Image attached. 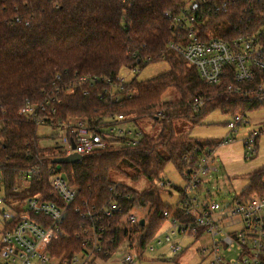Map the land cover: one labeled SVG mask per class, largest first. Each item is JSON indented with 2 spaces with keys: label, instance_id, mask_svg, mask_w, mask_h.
<instances>
[{
  "label": "trees",
  "instance_id": "16d2710c",
  "mask_svg": "<svg viewBox=\"0 0 264 264\" xmlns=\"http://www.w3.org/2000/svg\"><path fill=\"white\" fill-rule=\"evenodd\" d=\"M200 1L208 6L234 1L226 12L219 15L209 12L196 24L203 41L210 40L206 30L214 21L229 27L227 36L234 35L233 29L242 26L238 24L240 13L250 8L255 10L243 0H133L131 5L122 0H0V161L8 190H12L20 169L35 166L39 161L43 162L45 171L50 166L58 169L53 162L56 158L47 156L53 147L40 143L38 126L19 115L25 102L43 99V91L56 75L67 72L114 80L124 68L142 71L156 62H166L170 68L150 80L139 81L135 77L123 91L130 97H122L119 102L111 100L104 85L89 90L88 95L77 89L62 97L59 112L62 121L119 115L126 120L149 118L160 126V133L153 137L143 131L136 145L128 146L121 141L77 163L61 165L58 172L71 186L80 189V195L67 211L62 226L65 235L49 233L52 256H71L81 251L82 243L75 234L84 221L75 208L83 201L96 207L108 203L113 186L122 195L117 202L123 212L106 221L103 246L111 254L125 243L130 251H143L161 232L165 212L185 218L180 204L171 207L162 201L166 189L160 184L166 167L173 164L180 173L195 170L205 150L219 145L216 141L195 139L190 134L178 136L174 122L186 119L194 126L201 125L217 108L235 115L252 106L248 98L205 84L198 70L173 48L179 42L165 13L180 15L190 4ZM250 17L246 24L254 21V15ZM168 90H175L179 100L165 101ZM195 98L203 99L204 106L191 107ZM114 177L134 183L146 180L149 186L138 191L117 183ZM249 181L238 200L254 202L264 196V168L250 174ZM31 185L32 194L43 193L42 201L64 206L50 187L46 173L41 181ZM145 209L148 212L144 224L128 222L127 216L132 211ZM32 218L36 222L44 219Z\"/></svg>",
  "mask_w": 264,
  "mask_h": 264
},
{
  "label": "built area",
  "instance_id": "2783aa9c",
  "mask_svg": "<svg viewBox=\"0 0 264 264\" xmlns=\"http://www.w3.org/2000/svg\"><path fill=\"white\" fill-rule=\"evenodd\" d=\"M132 1L122 0L130 5ZM243 1L246 5L254 7L264 4L262 0ZM231 4H234V1L214 6H208L204 1L194 2L180 15L174 16L168 11L165 17L171 20L172 30L179 42L176 46L173 45V48L198 70L205 84L224 88L232 95L252 101L250 108L233 115L227 124L231 132L237 133L240 128L250 124V113L264 111V22L255 32L231 40L216 38L203 41L196 28V24L207 17L209 12L219 15L226 12ZM250 9L243 11L241 21L247 23L251 20L250 16L254 15L255 10ZM127 70L133 76L140 73L137 68ZM127 79L121 73L114 80L78 73L58 74L43 91V99L39 102H25L19 115L35 123L38 128L48 126L64 132L61 147H53V151L47 154L53 159L74 153L83 159L96 151L117 146L121 141L133 146L140 141L143 131L137 128L122 129L120 124L138 122L126 120L123 115L93 120L68 118L62 121L59 118L62 97L77 89L88 95L89 90H96L98 86L104 85L107 87L105 93L114 102H119L122 97H130L123 92L125 85L132 80ZM190 105L198 109L204 106V100L195 98ZM262 137L264 120L258 123V129L250 132L243 142L246 159L257 154ZM233 140L229 136L218 146H225ZM214 153L213 148H207L195 170L181 173L186 183L180 197L185 218L179 219L176 215L165 212L164 217L169 221L170 227L158 233L139 253L130 251L129 245L125 243L127 248L123 250L125 256L121 261L114 259V255L122 246L116 253L111 254L101 240L107 227L106 221L112 219L116 213L123 212L117 202L122 196L117 191V186L110 188L112 198L100 207L90 205L86 201H83L81 206H76L75 211L84 221L80 231L75 234V238L82 243V249L71 256L54 257L49 250V233L65 235L62 226L68 209L79 199L80 189L71 186L53 166L45 171L43 162L39 161L35 166L20 169L12 190H8L5 169L0 161V219L3 224L0 228V264H138L153 260L150 258L151 254L156 251L157 245L163 243L169 247L171 253L178 254L183 251L178 240L183 237L195 239L201 233L211 239L210 245L199 250L201 255L208 258V264H264V196L254 202L240 201L237 197L234 207L218 216L221 211L219 203H204L191 192L202 185L203 176L214 171ZM45 173L48 175L50 187L62 199L64 206L42 201V192L31 193V184L41 181ZM160 187L173 189L174 186L171 182L163 180ZM33 216L44 219L42 222H36ZM127 219L132 225L141 224L144 220L131 216V213ZM220 225H226L232 230L226 231Z\"/></svg>",
  "mask_w": 264,
  "mask_h": 264
},
{
  "label": "rangeland",
  "instance_id": "374dc122",
  "mask_svg": "<svg viewBox=\"0 0 264 264\" xmlns=\"http://www.w3.org/2000/svg\"><path fill=\"white\" fill-rule=\"evenodd\" d=\"M264 3V0H262ZM262 3V4H263ZM243 14L240 13L238 18V24L242 26H237L233 29L234 35L227 36L229 27L217 23L214 21L210 29L206 30V36L210 39L224 38L227 40L234 39L241 35L251 34L256 31V29L264 22V4L257 5L254 12V21L250 24H246L244 20L241 21ZM217 29V30H216ZM236 31H238L236 33ZM178 40V39H177ZM170 68L166 62H156L149 64L147 67L143 68L138 75H131L127 69H123L121 74L126 76L128 81L135 76H137L139 81L150 80L163 72L168 71ZM167 102H176L179 100V94L175 90H168L164 96ZM233 115L230 112H223L222 108H217V110L212 111L205 117L201 125L194 126L192 122L186 119H179L174 122L175 132L178 136L184 134H190L193 138L201 141H216L220 143L222 140L227 139V137H232L233 142L225 146H215V161L218 171L209 172L202 177L203 183L200 189L191 191L199 194L201 201L216 202L221 206L222 212L232 209L235 205L236 198L247 188L249 185V175L253 172L264 168V137L259 141V152L255 155L256 157H251L250 159H245V148L243 145L244 140L249 136L250 132L258 129V123L264 120V111H258L250 113L248 115L249 125L239 129L237 133L231 132L227 124L232 120ZM124 130H135L141 129L146 134L156 137L160 133V126L155 124L153 120L149 118L138 120L135 123H123L119 125ZM64 132L60 129L40 126L38 128V136L41 139V145L44 147H61V138ZM57 137V138H56ZM164 181L171 182L174 186L173 189L165 188L166 193L162 196L163 203L167 205H172L177 202V189H184L186 183L182 178L181 173L173 164H169L163 174ZM117 183H124L133 189L142 191L146 189L149 184L146 180H140L137 183L132 182L129 179H123L119 177H114ZM173 193V197L170 196L169 192ZM199 191V192H198ZM148 210L144 211L134 210L131 212V216L137 217L139 220L143 219ZM2 220L0 219V228H2ZM221 226V225H220ZM226 231L232 229L227 228L226 225H222ZM177 240V238H176ZM1 241V233H0ZM210 237L205 236L197 240L190 238H182L178 240L182 246L183 251L178 254L171 253L169 247L163 243L162 245H157L156 251L151 254L150 258L153 260L142 262L138 264H208V258L201 255L199 250L202 247L210 245ZM125 256V251L121 250L114 255V259L121 261ZM162 259H165L164 261Z\"/></svg>",
  "mask_w": 264,
  "mask_h": 264
},
{
  "label": "crops",
  "instance_id": "0c3cea01",
  "mask_svg": "<svg viewBox=\"0 0 264 264\" xmlns=\"http://www.w3.org/2000/svg\"><path fill=\"white\" fill-rule=\"evenodd\" d=\"M259 152V146H258V150H257V153ZM215 154V153H214ZM254 157H256V156H254ZM246 159V158H245ZM212 167H213V169H214V171H211V172H217V166H216V161H214V163H213V165H212ZM216 170V171H215ZM176 187V189L178 188L177 186H175ZM201 187V186H200ZM200 187L198 188V189H200ZM179 189H181V188H178V190H177V202L176 203H174V204H172V205H170L171 207H174V206H176V205H179L180 204V197H181V192H179ZM182 190V189H181ZM199 192V191H198ZM195 194V196L196 197H198L199 198V200L201 201V198L199 197V194H197L196 192L194 193ZM171 195H173V193H171L170 194V196ZM171 197H173V196H171ZM170 227V223H169V221L168 220H165V223H164V225H163V228H162V230L161 231H163V230H166V229H168ZM205 236H208V235H206V234H200V235H198V237L197 238H195L194 240H197V239H199V238H202V237H205ZM183 238H190V239H193V238H191V237H183ZM182 239V238H181ZM205 247V246H204ZM127 248V245L126 244H123L122 245V247L119 249L120 251L121 250H124V249H126Z\"/></svg>",
  "mask_w": 264,
  "mask_h": 264
},
{
  "label": "water",
  "instance_id": "95a60500",
  "mask_svg": "<svg viewBox=\"0 0 264 264\" xmlns=\"http://www.w3.org/2000/svg\"><path fill=\"white\" fill-rule=\"evenodd\" d=\"M73 148H75L74 144H73ZM81 160H82V157L80 155L74 153V154L66 156V157L56 158L53 160V162L58 165V170H60L62 164H74V163H77ZM144 223H145V221L142 220L141 224H144ZM162 260L164 261L165 259H162Z\"/></svg>",
  "mask_w": 264,
  "mask_h": 264
}]
</instances>
